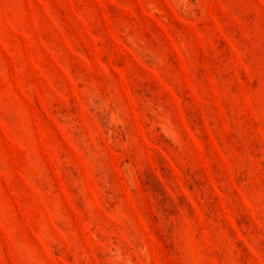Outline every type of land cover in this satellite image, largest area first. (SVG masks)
<instances>
[{
  "label": "rangeland",
  "instance_id": "rangeland-1",
  "mask_svg": "<svg viewBox=\"0 0 264 264\" xmlns=\"http://www.w3.org/2000/svg\"><path fill=\"white\" fill-rule=\"evenodd\" d=\"M0 264H264V0H0Z\"/></svg>",
  "mask_w": 264,
  "mask_h": 264
}]
</instances>
